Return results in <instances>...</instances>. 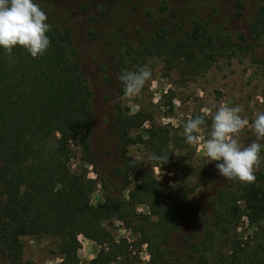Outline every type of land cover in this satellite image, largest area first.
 I'll list each match as a JSON object with an SVG mask.
<instances>
[{"label": "trees", "instance_id": "1", "mask_svg": "<svg viewBox=\"0 0 264 264\" xmlns=\"http://www.w3.org/2000/svg\"><path fill=\"white\" fill-rule=\"evenodd\" d=\"M249 32L254 38L264 35V0L258 2ZM200 34L194 26L189 37L197 41ZM48 36L50 47L36 58L21 46L11 54L0 48V264H26L23 236L56 238L57 264H80L79 235L98 246L87 264H179L169 240L195 189V169L186 158L183 136L141 111L128 114L116 104L115 172L128 189L127 197L106 193L93 204L96 181L87 167L95 164L92 91L70 30L51 25ZM145 121L150 122L145 134H131ZM133 144L149 154L168 152L164 165L178 172L180 180L160 188L143 160L128 153ZM77 155L79 163L73 166ZM254 174L252 183L234 180L218 190L203 235L190 247L196 264H264V169ZM140 204L148 212H138ZM242 218L256 228L251 238L237 232ZM115 221L132 236L117 238Z\"/></svg>", "mask_w": 264, "mask_h": 264}, {"label": "rangeland", "instance_id": "2", "mask_svg": "<svg viewBox=\"0 0 264 264\" xmlns=\"http://www.w3.org/2000/svg\"><path fill=\"white\" fill-rule=\"evenodd\" d=\"M259 1L36 0L47 13L50 25L70 30L80 69L92 91L90 141L95 164L87 167L88 176L96 181L93 204L102 202L106 193L127 197L128 189L115 172L119 149L114 141L112 114L116 104L128 114L141 111L156 124L167 125L183 136L186 158L190 157L195 169V189L169 240L179 264H196L190 258V247L203 235L218 190L234 181L219 175L215 167L218 161L207 162L203 144L185 142L183 124L208 112L200 133L207 137L217 107L239 106L242 117L249 121L239 135L240 142L248 145L256 140L251 124L257 112H264V35L254 38L249 24ZM238 2L243 4L240 9ZM194 26L200 27L197 41L189 37ZM143 65L151 68L152 78L142 92L135 97L121 93L120 73ZM149 125L145 121L131 134L143 135ZM128 153L143 160L160 188L180 180L172 167L154 165L141 144L129 145ZM261 155L264 157V152ZM72 163H79V155L72 158ZM257 169H264V161ZM136 210L148 212L143 204ZM255 229L242 218L237 232L246 239ZM113 232L117 238L132 236L118 221L113 224ZM78 238L80 264H87L98 246L82 235ZM22 242L26 264L60 261L56 238L23 236ZM142 250L145 260L144 247Z\"/></svg>", "mask_w": 264, "mask_h": 264}, {"label": "clouds", "instance_id": "3", "mask_svg": "<svg viewBox=\"0 0 264 264\" xmlns=\"http://www.w3.org/2000/svg\"><path fill=\"white\" fill-rule=\"evenodd\" d=\"M51 25L47 13L36 0H0V48L8 54L16 46L23 47L33 58L41 56L50 47L48 36ZM152 78L148 65L132 71H122L118 77L126 95H139ZM239 106L223 104L212 114L211 130L207 137L201 135L208 112L189 118L183 124L185 142L189 145L203 144L207 162L215 164L220 176L229 180L252 183L255 169L264 157V112H257L251 124L256 140L248 145L240 142L239 135L249 125L242 117ZM168 152L151 153L149 159L159 166L168 162ZM206 162V163H207Z\"/></svg>", "mask_w": 264, "mask_h": 264}]
</instances>
